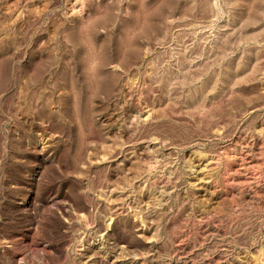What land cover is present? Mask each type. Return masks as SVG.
<instances>
[{"label": "rangeland", "instance_id": "rangeland-1", "mask_svg": "<svg viewBox=\"0 0 264 264\" xmlns=\"http://www.w3.org/2000/svg\"><path fill=\"white\" fill-rule=\"evenodd\" d=\"M0 264H264V0H0Z\"/></svg>", "mask_w": 264, "mask_h": 264}, {"label": "bare ground", "instance_id": "bare-ground-1", "mask_svg": "<svg viewBox=\"0 0 264 264\" xmlns=\"http://www.w3.org/2000/svg\"><path fill=\"white\" fill-rule=\"evenodd\" d=\"M80 13V12H79ZM79 15V14H78Z\"/></svg>", "mask_w": 264, "mask_h": 264}]
</instances>
